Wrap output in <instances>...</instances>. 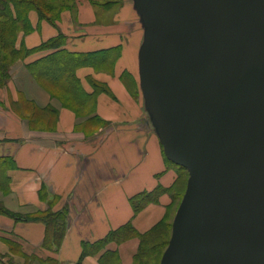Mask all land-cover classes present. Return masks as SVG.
Masks as SVG:
<instances>
[{
    "label": "crops",
    "instance_id": "obj_1",
    "mask_svg": "<svg viewBox=\"0 0 264 264\" xmlns=\"http://www.w3.org/2000/svg\"><path fill=\"white\" fill-rule=\"evenodd\" d=\"M77 6L75 23L66 12L52 22L30 11L19 44L40 48L14 63L0 91V264H134L143 247L162 241L186 190L145 106L133 1L108 16L89 0ZM64 52L83 62L58 77L32 72ZM28 104L35 113L18 107ZM64 209L68 226L54 250L45 222L28 216Z\"/></svg>",
    "mask_w": 264,
    "mask_h": 264
},
{
    "label": "water",
    "instance_id": "obj_2",
    "mask_svg": "<svg viewBox=\"0 0 264 264\" xmlns=\"http://www.w3.org/2000/svg\"><path fill=\"white\" fill-rule=\"evenodd\" d=\"M145 106L189 171L160 264H264V0H134Z\"/></svg>",
    "mask_w": 264,
    "mask_h": 264
},
{
    "label": "trees",
    "instance_id": "obj_3",
    "mask_svg": "<svg viewBox=\"0 0 264 264\" xmlns=\"http://www.w3.org/2000/svg\"><path fill=\"white\" fill-rule=\"evenodd\" d=\"M66 1L67 0H0V87L7 85V82H9L12 76L10 69L17 60L25 58L26 55L40 48L26 49L23 44L19 48L11 40L12 37H17L20 32L27 33L31 30L29 20L30 11L34 9L39 13L40 17L54 22L59 17L53 12L56 11V9L59 10L60 7L62 8L68 6ZM22 4L29 5L27 11L25 12V18L27 22L21 19L22 11L20 10L19 6ZM13 6L15 7V10ZM5 11L9 13L6 14L7 12L5 13ZM12 11L16 13L13 14ZM58 40L59 39L47 42L42 45V47L55 45L58 43ZM23 50L25 52L24 56L21 54V51ZM80 61L83 62V60ZM80 61H78L75 55L72 53L64 52L61 55L52 54L33 63L31 65V70L38 78H49L52 76L58 77L61 75L67 64H74ZM96 86L98 87V85ZM28 108L31 109L33 113H35V108L32 109L29 106ZM180 168L183 170L184 167L181 166ZM4 185H7L6 181L4 182ZM0 212H5V210L0 207ZM28 217L32 219L43 220L45 222L47 227L45 245L57 250L61 245L68 226L67 209L58 212L48 210ZM110 238L111 236H108L104 239V241H108ZM161 242L162 241H159L157 243L149 244L146 247H143L134 264H137L142 256L154 250V248H156Z\"/></svg>",
    "mask_w": 264,
    "mask_h": 264
},
{
    "label": "rangeland",
    "instance_id": "obj_4",
    "mask_svg": "<svg viewBox=\"0 0 264 264\" xmlns=\"http://www.w3.org/2000/svg\"><path fill=\"white\" fill-rule=\"evenodd\" d=\"M77 1L78 0H67L66 3L68 4V6L62 7V8L60 7L59 10L56 9V11H54L53 13L54 14H57L59 18H61L62 14L64 12L69 13L70 21L75 23V21H76V13H77V10H78ZM89 1H91L93 3L94 8L96 9L97 13H100L101 15H106L107 14V16H108V14H111V13L115 12L116 10H118V8L120 7V5L122 4V2L124 0H89ZM132 1L134 2V0H132ZM19 7H20V10L22 11L21 19L23 21L25 20L27 22V20L25 18V12L27 11L29 5L22 4ZM14 10H15V7H14ZM6 12L7 11H5V13ZM12 12H13V14L16 13L14 11H12ZM8 13L9 12H7L6 14H8ZM139 17H140L141 26L143 27V22H142L140 13H139ZM22 33H24V32H20L17 37H15V38L12 37L11 38V40L19 48L22 46V44L21 45L19 44L20 35ZM21 54H22V56L25 55L24 50L21 51ZM12 70H13V66L11 67L10 71L12 72ZM7 84H8V82H7ZM5 87H6V85L0 87V91L2 89H4ZM57 93L59 94L58 95L59 97H61V98L63 97L62 99L65 100V96L63 95V93H64L63 91L58 90ZM138 95L140 97H142L141 96V89H140V87L138 88ZM0 106H3V104L1 102H0ZM28 106L30 108L34 109L33 108V105H29V104L28 105L18 106V107L27 108ZM77 107H78V109L80 110L81 113L84 112V109L83 108H80V106H77ZM147 113H148V115H150L149 112H147ZM33 122L37 126H40V125H42V124L45 123L44 121H41V116L40 115H38L37 117L34 116L33 117ZM180 175H181V181L183 183V187H185V186L187 187V181H188V177H189V171L184 167L183 170H182V172L180 173ZM183 195H184L183 193H180V195H179V197L177 199L175 208L173 209V211L171 213V216L169 218V222L167 224V229H166L165 235L162 237V242L156 248H154V250H152L149 253H147L146 255L142 256L139 259V261H138L137 264H159V261H161L160 258L163 255V253H164V251H165V249L167 247L168 241H169V239L171 237V233H172V223H173V219H174V216H175V213H176L175 211H177V209L179 207V204H180V202L182 200Z\"/></svg>",
    "mask_w": 264,
    "mask_h": 264
},
{
    "label": "bare ground",
    "instance_id": "obj_5",
    "mask_svg": "<svg viewBox=\"0 0 264 264\" xmlns=\"http://www.w3.org/2000/svg\"><path fill=\"white\" fill-rule=\"evenodd\" d=\"M133 4H134V2H133ZM144 30H145V25H143L142 40H141V42H140V44L138 45V48H137V59H138V55H139V48H140V46H141V43H142V41H143V37H144ZM160 259H161V258H160Z\"/></svg>",
    "mask_w": 264,
    "mask_h": 264
}]
</instances>
